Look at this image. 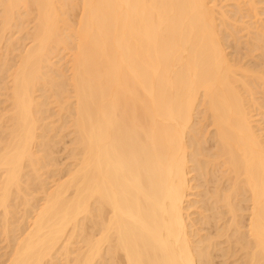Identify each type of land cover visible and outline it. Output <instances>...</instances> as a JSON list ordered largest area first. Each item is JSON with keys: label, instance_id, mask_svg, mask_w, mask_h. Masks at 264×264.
Returning a JSON list of instances; mask_svg holds the SVG:
<instances>
[{"label": "bare ground", "instance_id": "1", "mask_svg": "<svg viewBox=\"0 0 264 264\" xmlns=\"http://www.w3.org/2000/svg\"><path fill=\"white\" fill-rule=\"evenodd\" d=\"M216 1L0 0L3 221L27 196L13 237L4 221L2 264H215L225 241L239 264H264V139L250 109L264 74H238L221 34L233 22ZM65 7L80 10L74 23ZM17 18L32 27L9 63L16 49L9 38L1 59L2 42ZM57 128L73 135V163L50 185L58 142L46 131ZM193 206L225 241L195 240Z\"/></svg>", "mask_w": 264, "mask_h": 264}, {"label": "rangeland", "instance_id": "2", "mask_svg": "<svg viewBox=\"0 0 264 264\" xmlns=\"http://www.w3.org/2000/svg\"><path fill=\"white\" fill-rule=\"evenodd\" d=\"M218 1V2H217ZM216 1V3L218 4V6H220V7H223L222 8V10H227L228 11V13H227V15H229V16H231V18L228 20V22H233L234 23V21H231V19H234L235 21H237V23L235 22L234 24L232 23V26L230 25V26H226V28H225V26H221V28H222V30H221V34H222V36H223V43H224V46H225V48H226V52L228 53V57L232 60V62H233V64L235 63V65H237V67H239L240 68V70H238L237 72H238V74H243V75H246V78H248L249 79V77H247V74H244V73H246V72H244V71H246L247 69V71H249L248 73V75L250 76V78H252L253 79V77H251L252 75H253V73H258V75L259 74H262V72H263V74H264V38L262 37V39L263 40H261V38H259L258 39V35H257V33H256V29H255V27L256 26H260V28H261V30L262 29H264L263 27V25H264V0H256V2L258 3L257 4V10H256V12L254 13V10H252V9H250V7H249V5H247V4H243L242 3V1L241 0H223V1H221V0H217ZM240 1V2H239ZM243 1H247V0H243ZM239 4H238V3ZM240 6V5H242V6H240L241 8H242V11H241V8H239V6L237 5V4ZM224 4V5H223ZM217 6V7H218ZM67 7V9H70L71 7H70V5H69V7H68V5L66 6ZM66 7H65V10H67L66 9ZM1 8V7H0ZM238 8H239V10H238ZM1 10V9H0ZM71 10V9H70ZM69 10V11H70ZM68 11V10H67ZM69 11H68V14H69V18H70V22L71 23H74L75 22V18H78V14H79V12H80V10H78V8H76L75 10H72V11H70V13H69ZM73 11H76V12H74L73 13ZM79 11V12H78ZM72 12V13H71ZM78 12V13H77ZM68 14H66V16L68 15ZM75 14V15H74ZM249 14V15H248ZM65 16V17H66ZM18 19V18H17ZM25 20V19H24ZM24 20L22 21V20H20L19 21V19H18V22H17V20L15 21L16 23H14L13 22V25H12V28H10L8 31H7V33H6V38L3 40V51H2V54H7V51H6V47L8 46V39L10 38V39H12V42H13V45H14V47H11V49H13V48H15L16 50L15 51H13L12 53H9V55L7 56V58L10 60V62L9 63H11V62H13L11 59H14L15 58V56L19 53V51L21 50V48L23 47V45L24 44H26L27 42H28V40H25V36L27 35V31L26 30H28V28L29 27H32L31 25L32 24H30V23H28V22H25V23H23L24 22ZM26 20H27V18H26ZM68 21H69V19H68ZM21 22V23H20ZM23 23V24H22ZM28 23V24H27ZM15 24H16V27H15ZM236 24V25H235ZM247 24V25H246ZM18 25V26H17ZM21 25V26H20ZM25 25V26H24ZM26 25H28V26H26ZM1 26V25H0ZM22 26H24V28L26 27V29H24ZM246 26H248L249 28H247ZM19 27H21V28H19ZM224 27V28H223ZM257 28V27H256ZM259 28V27H258ZM259 28V29H260ZM19 30H20V32H19ZM21 31L23 32V33H21ZM25 37V38H24ZM62 52V54L61 53H59L56 57H55V61H56V63L59 65H61V67L63 66V67H65V64H66V61H67V57L66 56H64V53H65V55H67L66 54V51H61ZM4 54V55H5ZM61 54V55H60ZM66 57V58H65ZM2 58H6V55H5V57L4 56H2L1 57V59ZM7 58H6V60H7ZM3 60H5V59H3ZM3 60H2V62H3ZM238 64H237V63ZM238 65H240V66H238ZM0 66H1V71H0V114H1V112H2V109L4 108V104H7L6 102H5V99H6V89H5V84L3 83L4 82V80L3 79H5L4 77L6 76V75H4L6 72L3 70L4 68H2L3 67V65H2V63L0 64ZM66 68H67V64H66ZM241 68H243V69H241ZM247 68V69H246ZM249 68H250V70L252 69V71H250L249 70ZM2 71H4V72H2ZM241 72V73H240ZM243 72V73H242ZM251 72V73H250ZM261 72V73H260ZM250 74H252V75H250ZM4 75V76H3ZM240 75V76H241ZM255 75V74H254ZM256 76V75H255ZM252 79H250V82L252 83V81H254V79L252 80ZM2 80H3V82H2ZM7 80V79H6ZM247 80V79H246ZM249 81V80H248ZM260 81H257L256 80V84L254 85L253 83V91H254V94H253V96H255L254 97V99L255 100H252V102H253V104H252V106L250 107V109H252L253 108V110H252V113L253 114H255L254 115V120H255V118H256V122H254V124H255V126H256V128H257V131H259L260 132V134H262V139H264V85L262 84V83H259ZM262 82V81H261ZM261 84V85H260ZM40 94H42L41 93V91L39 92ZM251 102V103H252ZM250 103V104H251ZM200 110H202V108L201 107H199V110H198V112L200 111ZM51 112H54V110H52ZM202 113H203V111H202ZM202 113L200 114L199 113V115L196 117L197 118V120H196V118H195V120L198 122V120H200V118L202 117ZM198 114V113H197ZM201 116V117H200ZM58 116H53L51 119H49L50 121L52 120V121H54L53 123H51L50 125H49V127L48 128H53L54 126H59L60 124H61V122L62 121H57L58 120V118H57ZM199 117V118H198ZM57 119V120H56ZM65 119V118H64ZM64 119H63V121H64ZM69 119V118H68ZM56 120V121H55ZM65 121H66V119H65ZM195 121V122H196ZM196 122V123H197ZM55 124V125H54ZM205 124L207 125V122H205ZM257 124H259V125H257ZM53 125V126H52ZM206 125H205V127H204V129L206 128ZM62 126H63V124H62ZM258 126V127H257ZM198 127V126H197ZM60 128H62V127H60ZM60 128H57V130H54L53 131V129H51L52 131H50V129H48L47 131H46V133L49 135V136H52V139H54V140H56V143L58 142V144L55 146L54 145V143H55V141L53 140V144L52 145H54V147H56V150H55V148L53 149V150H55L56 152H55V154L53 155L54 157H56V160L54 161V162H57V165L56 164H54L53 162V164H54V166L53 167H51L50 169H51V172L49 171V176H50V178H48L47 179V182H48V184L50 183V181H51V179L52 178H54L55 176L53 175V173L54 172H56L55 170H57L56 168H58V170H64V171H62V173H60V171H58L57 170V173H54L55 175L56 174H63V173H65V171L67 170V169H69V168H71V162L73 163V160L70 158L71 157V152L69 151V150H71V148L73 147V142H72V139H73V135L72 134H70V130H68V129H66V130H64L65 128H63L62 130L60 129ZM209 129V132L211 131V134H213V128L212 127H210V128H208ZM68 130V131H67ZM203 131H206V129L205 130H203ZM213 131V132H212ZM208 135V134H207ZM47 139V138H46ZM55 143V144H56ZM69 155H70V157H69ZM55 159V158H54ZM59 168H62V169H59ZM55 169V170H54ZM45 170H47L46 168H45ZM47 172H48V170H47ZM29 174H31V172L29 173ZM48 174V173H47ZM47 174H45V175H47ZM59 174V175H60ZM53 175V176H52ZM58 175V176H59ZM57 176V177H58ZM47 177H48V175H47ZM52 184V182L50 183V185ZM202 189V188H201ZM25 190H27L26 188H25ZM29 192V193H28ZM26 193H27V195H29V197H30V199H31V202H34V204H36L37 203V200H33L32 199V195L33 194H36V191L33 193V194H31L32 193V191H30V190H27L26 191ZM21 195H22V197H21ZM20 195V197H21V199H19L20 197H18V198H16L15 200H13L11 203L12 204H14L13 206H12V204H11V207H13V208H11V214L8 216V220H7V218L4 220V221H6L7 220V222H6V226L8 227H6L7 228V230L9 229L10 230V234L8 233V235H11L12 237L14 236V233H12V230H13V232H14V228H17V227H19L18 226V224L20 225L21 224V226L20 227H22L23 226V224H25L26 222V219L25 218H22L24 215H25V208H26V206H24L26 203V201H24V200H26L25 198L27 197H25V198H23L24 196H23V194H21ZM39 196V195H38ZM28 197V198H29ZM191 199H192V201H195V200H198V199H201L200 197L201 196H196L195 194L194 195H191ZM18 199V200H17ZM33 200V201H32ZM15 202H17L16 204H15ZM24 203V204H23ZM200 203L201 202H199V203H197V205L196 206H200ZM199 204V205H198ZM203 205V202H202V204H201V206ZM194 207V208H193ZM192 208H191V210H190V213H191V215H192V219L194 220V221H192V226H191V231H193L192 233H194V235H197V238H196V236H195V240L196 241H198L200 238H202L201 236H203V237H209V235L210 234H212V235H214V237H215V240H217V239H219V240H221L222 242L223 241H225L226 240V238L224 237H222V238H216V231H217V229H216V227H217V225L215 224L216 223V221L215 220H212L211 221V223H210V225H206L204 222H202V221H204V219H203V216L202 215H200L199 214V212H198V210L196 211V207L195 206H193ZM12 209H14V211L12 210ZM28 210H30V208H27ZM24 210V211H23ZM18 211V212H17ZM22 212H24V213H22ZM241 212V211H240ZM239 212V213H240ZM211 212H209V213H206L205 212V214H210ZM244 214V211L243 212H241L240 214ZM245 214H246V212H245ZM244 214V215H245ZM23 215V216H22ZM201 216V217H200ZM4 218L3 217V215L0 213V264H2V261H4V259H6V257H7V255H6V253L10 250V248H9V244L8 245H6L7 243H9V239L11 238H5L6 237V231H5V227H3L4 226V221H3V219L2 218ZM24 217H26V216H24ZM197 218V219H196ZM199 218H200V220H199ZM202 218V219H201ZM23 219V220H22ZM196 219V220H195ZM23 221H24V223H23ZM201 221V222H200ZM3 222V223H2ZM9 222V223H8ZM15 222V223H14ZM198 222V223H197ZM12 223V224H11ZM197 223V224H196ZM196 225V226H195ZM211 225H212V227H211ZM213 225H215L214 227H213ZM12 226V227H11ZM14 226V227H13ZM17 226V227H16ZM196 229H195V228ZM209 227V228H208ZM211 227V228H210ZM4 228V232H5V234H3L4 232H3V229ZM203 228V229H202ZM206 228V229H205ZM207 228H208V230H207ZM215 228V229H214ZM210 229H212V230H210ZM210 230V233L208 232ZM16 231H18V229H16L15 230V232ZM195 231H197V232H195ZM215 234H214V233ZM17 233V232H16ZM198 233V234H197ZM200 233V234H199ZM209 234V235H208ZM83 236V234H81V237ZM80 237V238H81ZM213 237V236H212ZM80 238H79V240L78 241H80ZM211 238V237H210ZM6 239H7V241H6ZM11 240H12V238H11ZM217 241V242H220V241ZM77 243V242H76ZM76 243L74 244V246L72 247V248H75V246H76V248H77V246L78 247H80L81 245H83L82 244V242H78V244L76 245ZM221 245L222 246H220L219 244H218V246L217 247H213V249L212 248H210V249H212V250H210L211 252H214L213 253V256L214 255H218V254H220L219 253V251H220V248H224V250H222L221 251V254H220V256H218V258H217V256H215V258H214V260H215V264H221V262H222V264H224L225 262H226V264H239V262L240 261H242V260H240V259H243V254H242V252L240 251V250H238V247H237V245H236V248H234L235 246H233V249H234V251H230L229 252V244H227V242L225 241L224 243H221ZM8 246V247H7ZM225 246V247H224ZM217 248V249H216ZM225 249H226V251L228 252V255L226 256H223V258H222V254H223V251H224V253H226V251H225ZM228 249V250H227ZM6 251V252H5ZM237 251V252H236ZM236 254H235V253ZM4 253H5V255H6V257H5V255H4ZM217 253V254H216ZM232 255H231V254ZM241 253V254H240ZM230 254V255H229ZM236 255V256H235ZM243 255V256H242ZM3 256V257H2ZM233 256V257H232ZM228 257V258H227ZM241 257V258H240ZM1 258H3V259H1ZM60 258H62L63 259V256L62 257H60ZM62 259H60V260H58V261H60L61 263H63L64 261V259L62 260ZM225 260V261H224ZM236 260V261H235ZM240 260V261H239ZM58 261L56 260L55 262H56V264H58ZM60 262H59V264H60Z\"/></svg>", "mask_w": 264, "mask_h": 264}]
</instances>
